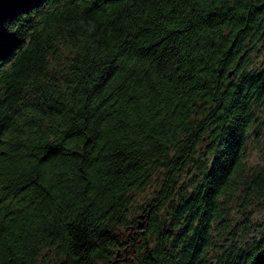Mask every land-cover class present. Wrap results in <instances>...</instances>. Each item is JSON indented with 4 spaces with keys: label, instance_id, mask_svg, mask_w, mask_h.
<instances>
[{
    "label": "trees",
    "instance_id": "16d2710c",
    "mask_svg": "<svg viewBox=\"0 0 264 264\" xmlns=\"http://www.w3.org/2000/svg\"><path fill=\"white\" fill-rule=\"evenodd\" d=\"M263 125L264 0H0V264H264Z\"/></svg>",
    "mask_w": 264,
    "mask_h": 264
},
{
    "label": "rangeland",
    "instance_id": "374dc122",
    "mask_svg": "<svg viewBox=\"0 0 264 264\" xmlns=\"http://www.w3.org/2000/svg\"><path fill=\"white\" fill-rule=\"evenodd\" d=\"M260 137L261 138H260L259 142L254 140V139H250L249 148H248V161H249V163H256L257 161L260 160V151L258 149H259V146H261V148L264 149V125L262 127V135ZM152 187H153V185H151L150 188H152ZM145 194H147V191ZM142 196H139L137 201L140 202L142 199ZM252 218L253 219L264 218L263 204H261L259 207H257L254 210Z\"/></svg>",
    "mask_w": 264,
    "mask_h": 264
},
{
    "label": "water",
    "instance_id": "95a60500",
    "mask_svg": "<svg viewBox=\"0 0 264 264\" xmlns=\"http://www.w3.org/2000/svg\"><path fill=\"white\" fill-rule=\"evenodd\" d=\"M232 72V70L230 72H228L229 74Z\"/></svg>",
    "mask_w": 264,
    "mask_h": 264
}]
</instances>
